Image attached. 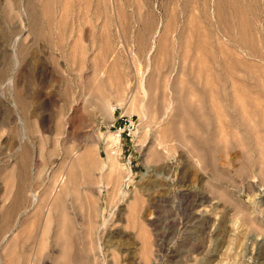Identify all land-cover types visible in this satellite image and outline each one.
Wrapping results in <instances>:
<instances>
[{
  "label": "rangeland",
  "instance_id": "374dc122",
  "mask_svg": "<svg viewBox=\"0 0 264 264\" xmlns=\"http://www.w3.org/2000/svg\"><path fill=\"white\" fill-rule=\"evenodd\" d=\"M0 264H264V0H0Z\"/></svg>",
  "mask_w": 264,
  "mask_h": 264
},
{
  "label": "built area",
  "instance_id": "2783aa9c",
  "mask_svg": "<svg viewBox=\"0 0 264 264\" xmlns=\"http://www.w3.org/2000/svg\"><path fill=\"white\" fill-rule=\"evenodd\" d=\"M107 128L110 132H113L114 139L118 142L119 146L122 143L125 145L126 140L131 141L132 145H134L139 135L140 123L134 116L119 113ZM116 153L112 152V154Z\"/></svg>",
  "mask_w": 264,
  "mask_h": 264
},
{
  "label": "bare ground",
  "instance_id": "6f19581e",
  "mask_svg": "<svg viewBox=\"0 0 264 264\" xmlns=\"http://www.w3.org/2000/svg\"><path fill=\"white\" fill-rule=\"evenodd\" d=\"M114 111H115V109L113 110V114H114ZM114 120V117H113V119L111 120V123H112V121ZM113 138H114V136H113V134H110ZM76 154V153H75ZM107 166V165H106ZM104 169H105V167H104ZM60 183L61 184H63V186H62V189H61V191L59 192V193H57L56 192V194H55V197H56V201L58 200V201H61L62 199H63V197H65V195H67L68 194V191H69V185H70V183H71V175H69V176H66L65 174H63V176L61 177V181H60ZM60 183H58V184H60ZM57 189V188H56ZM58 190V189H57ZM55 191V190H54ZM54 191L52 192V193H54ZM57 205V204H56ZM56 205H55V209H56Z\"/></svg>",
  "mask_w": 264,
  "mask_h": 264
}]
</instances>
